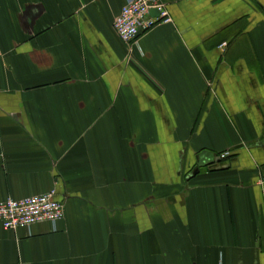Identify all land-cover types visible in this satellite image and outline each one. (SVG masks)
I'll use <instances>...</instances> for the list:
<instances>
[{"label":"crops","instance_id":"1","mask_svg":"<svg viewBox=\"0 0 264 264\" xmlns=\"http://www.w3.org/2000/svg\"><path fill=\"white\" fill-rule=\"evenodd\" d=\"M164 1L0 0V201L64 205L0 264H264V0Z\"/></svg>","mask_w":264,"mask_h":264},{"label":"built area","instance_id":"2","mask_svg":"<svg viewBox=\"0 0 264 264\" xmlns=\"http://www.w3.org/2000/svg\"><path fill=\"white\" fill-rule=\"evenodd\" d=\"M154 12V14L152 13ZM164 0H125L119 14L113 21V28L125 43L136 41L160 24L172 23ZM226 43H222V48ZM229 156L228 151L219 154L220 159ZM264 188V172L258 178ZM55 190L21 199L7 198L0 201V225L5 230L20 226H31L38 222H57L64 217V205L55 200Z\"/></svg>","mask_w":264,"mask_h":264},{"label":"water","instance_id":"3","mask_svg":"<svg viewBox=\"0 0 264 264\" xmlns=\"http://www.w3.org/2000/svg\"><path fill=\"white\" fill-rule=\"evenodd\" d=\"M154 14V12H152ZM55 200H57L56 198H54Z\"/></svg>","mask_w":264,"mask_h":264}]
</instances>
